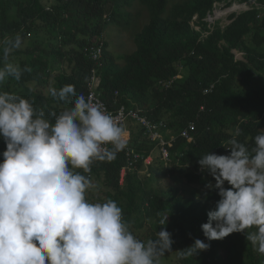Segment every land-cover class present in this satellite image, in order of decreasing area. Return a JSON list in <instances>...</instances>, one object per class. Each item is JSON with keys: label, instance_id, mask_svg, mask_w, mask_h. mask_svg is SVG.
<instances>
[{"label": "trees", "instance_id": "16d2710c", "mask_svg": "<svg viewBox=\"0 0 264 264\" xmlns=\"http://www.w3.org/2000/svg\"><path fill=\"white\" fill-rule=\"evenodd\" d=\"M251 1L263 8L233 14L225 28L207 21L217 3L228 9ZM55 2L47 8L41 0L0 1V41L17 34L23 38L22 47L11 53L9 62L30 69L23 71L19 81L8 77L0 91L28 99L54 122L50 114L71 107L75 97L59 101L49 90L74 85L77 94L87 97L92 71H96L101 78L98 94L111 110L125 106L153 123H164L175 134L170 156L189 169L187 183L205 191L201 199L186 197L176 187L162 192L146 190L138 197L142 188L135 183L136 171H128L120 185V173L127 164L123 150L111 160H94L88 172L77 171L90 180H103L104 202L110 199L118 204L136 238L140 239L133 216L141 213L152 221L148 239L164 230L160 220L168 216L165 227L174 241L172 248L182 251L196 239L210 245L188 257L178 252L182 264H264V255L244 241L246 233H233L220 241H208L204 236L201 225L208 222L207 214L215 210L220 196L218 190L206 188L207 183L216 181L198 163L208 153L230 155L227 148L234 136L251 148L254 137L264 130V0ZM195 17L199 31L191 26ZM112 30L128 35L136 47L123 62L116 61L104 41V34ZM33 33L44 37L43 41L23 47ZM204 34L208 37L203 38ZM94 46L102 47L98 61L91 57ZM237 52L244 55L243 60L236 58ZM211 86V92L205 94ZM192 123L196 130L188 142L181 132ZM143 130H131L129 148L145 159L156 143L150 142ZM4 151L6 143L0 137V163ZM142 164L143 160L138 162L136 170ZM230 187L225 183V188ZM222 252L224 260L218 257Z\"/></svg>", "mask_w": 264, "mask_h": 264}, {"label": "clouds", "instance_id": "9594fccd", "mask_svg": "<svg viewBox=\"0 0 264 264\" xmlns=\"http://www.w3.org/2000/svg\"><path fill=\"white\" fill-rule=\"evenodd\" d=\"M22 44L19 34L0 41V84L30 71L9 62ZM49 91L59 101L75 97L71 107L50 114L54 122L28 99L0 91V137L6 143L0 163V264H161L173 253L168 216L160 220L164 230L156 238L142 241L115 201L89 202L86 193L94 185L77 171L88 172L94 160L113 159L126 146L127 130L74 85ZM229 143L230 155L208 153L198 161L216 181L206 188L220 196L201 228L208 241L246 233L264 255V130L251 148L235 136ZM209 247L196 239L178 252L188 257Z\"/></svg>", "mask_w": 264, "mask_h": 264}, {"label": "rangeland", "instance_id": "374dc122", "mask_svg": "<svg viewBox=\"0 0 264 264\" xmlns=\"http://www.w3.org/2000/svg\"><path fill=\"white\" fill-rule=\"evenodd\" d=\"M41 1L43 5L47 8L52 7L56 3L55 0ZM216 5L219 6L220 11L217 10L212 20L208 19V21L210 23H213L214 25L219 23L222 28H225L231 23V18L234 12L228 13L229 9H222L221 4L218 3ZM233 10H238V8L236 7ZM11 16H14L13 12L11 13ZM196 18L197 17H195L193 19V22L191 23V26L193 28H196L197 25L195 24ZM196 29L200 30L199 27H197ZM39 39L43 41L44 37H37L36 34L33 33L32 36L28 37L23 47L31 46L33 44L35 45V43ZM104 41L107 42L108 50L118 62H123L126 55L132 53L136 49L134 42L130 39V37L120 32L119 30H112L106 32L104 34ZM236 58L238 60H243L244 55L242 53L237 52ZM185 76L186 71L183 70L182 77ZM180 78L181 76H179V79ZM130 129L136 132L141 131L138 126L131 123ZM164 137L166 139H169L170 137H175V134L171 130L167 129L164 134ZM150 157V160L149 157L145 158L140 169H133V171H136L135 183L142 188L141 192L138 194V197H140L146 190L162 192L166 191L169 187H176L180 189L181 193L186 197L201 199L202 193L205 191V189L201 186L190 185L187 183L185 179V174L188 172V168H183L182 166H180L178 161L175 159L173 160L171 156L168 161L163 160L160 156L157 147H155V150L152 151ZM91 182L94 187L87 191V199L89 200V202L93 203L104 202L105 195L103 191H105L106 188L103 183V180L92 177ZM120 199L123 204L126 203L123 197H121ZM133 218V223L138 225V227H135L134 229L136 235L146 242L147 240H149L148 238L150 237L149 236L147 238V235L152 234L153 229L150 227L152 221L144 217L141 213H135ZM244 241L247 242V239L245 237ZM172 252L173 253L171 254L166 253V255L161 258V264H182L178 258V250L176 248H172ZM218 257L219 259L224 260L226 258V255L222 252L220 253V255H218Z\"/></svg>", "mask_w": 264, "mask_h": 264}, {"label": "built area", "instance_id": "2783aa9c", "mask_svg": "<svg viewBox=\"0 0 264 264\" xmlns=\"http://www.w3.org/2000/svg\"><path fill=\"white\" fill-rule=\"evenodd\" d=\"M236 7L238 8V10H233ZM261 8H263V7L261 5H259L258 3H256L255 1H251L249 3H243V4L235 3L232 5V7L228 8V9H230V10H228L229 11L228 13L234 12V14L239 15V14L247 12V11H251V10H255V9L259 10ZM217 10L220 11V8H219V6L216 5L214 15L216 14ZM213 16L210 15L208 17V19L212 20ZM208 19H207V21H208ZM210 24L212 26L214 25L213 23H210ZM196 30H198V29H196ZM206 37H208V34L203 35V38H206ZM101 46H94L90 49L91 50V57L94 61H98L102 56V49H101L102 47ZM177 78L179 79V76ZM100 83H101V78L99 77V75L97 74L96 71H92V76H91L89 86H88L87 97L91 96L93 102L100 103L108 113L112 114L115 117H118L119 123L123 127H125V129L128 132V136L126 137V146L123 149V151H125V154H126V161H127L126 163L127 164L124 168H122L121 173H120V185L123 186L127 172L133 170L135 168V165L138 162L145 160L141 154L136 153L134 150L129 148V143H130L131 138H132L130 123L138 126L141 130L144 129L143 131H144L145 137L150 142L156 143V147L158 148L160 156L165 161H168L170 158V150L169 149H171L173 147L174 142H175V137H170L169 139H166L164 137V134L167 131V128L164 125V123H162V122L153 123L152 121H150L146 117L141 116L138 111H135L133 109L127 110V108L125 106H122L116 110H111L109 108V106L107 105V103L104 102L98 94V88L100 86ZM172 83H173V81L169 82L168 84L171 85ZM169 85H167V87ZM212 89H213V86H211L210 89L205 90L204 93L206 94L208 92H211ZM116 95H118V94H116ZM195 130H196L195 124L192 123L188 126V128L184 129L181 132V137L183 139H185L186 141L191 142L193 140V133L195 132ZM109 147H111V146L109 145ZM150 159H151V157L149 156V160Z\"/></svg>", "mask_w": 264, "mask_h": 264}, {"label": "water", "instance_id": "95a60500", "mask_svg": "<svg viewBox=\"0 0 264 264\" xmlns=\"http://www.w3.org/2000/svg\"><path fill=\"white\" fill-rule=\"evenodd\" d=\"M230 10V9H229Z\"/></svg>", "mask_w": 264, "mask_h": 264}]
</instances>
